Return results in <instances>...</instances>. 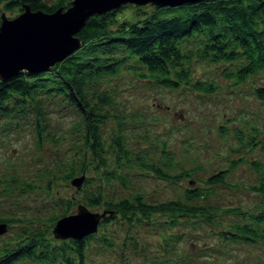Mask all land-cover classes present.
Segmentation results:
<instances>
[{
	"label": "trees",
	"instance_id": "obj_1",
	"mask_svg": "<svg viewBox=\"0 0 264 264\" xmlns=\"http://www.w3.org/2000/svg\"><path fill=\"white\" fill-rule=\"evenodd\" d=\"M69 1L0 0V15L7 12L16 15L22 3H27L31 10L52 12L58 7H67ZM147 5L151 12L145 11ZM76 36L80 39L79 47L47 70L36 74L19 71L9 79L0 80V128L15 124V119L23 115L38 142L41 138L51 142L57 131L52 123L54 106L62 105L63 113L77 116L80 126L75 128L80 130L82 148H79L83 149L79 165L86 173L79 174L81 182L74 185L76 189L83 185L76 202L78 207L86 209L101 207L98 226L108 224L112 228L110 236L99 235L97 231L80 239L66 238L57 245L50 242L53 239L46 238L40 227L27 226L32 221L26 217L0 213V223L5 224L6 230L12 225L23 226L21 233L12 239L0 241V264L22 263L32 257L50 261L58 257V252L68 264H97L104 260L106 252H113L116 243L142 251L146 256L137 235L131 234L144 228L163 232L157 264H192L199 258L213 257L226 261L228 252L233 251L225 254L224 251H208L210 247L205 249L208 245L201 249L205 251L180 250L185 228L192 229L189 236H196L200 223L218 225L223 230L220 235L225 244L239 241L264 244V199L252 208L224 209L223 212L231 216L226 225L201 201L212 194L213 185L228 184L227 173L239 161L229 159L226 166L192 182V166H180L183 160L195 162V156L186 148H182L179 156L167 145L166 138L161 141L157 154L148 155L145 146L128 151L122 133L123 118L114 110L120 94L113 81L126 73L137 81L162 88L175 89L185 84L195 94H208L214 90V82L202 76L203 70L193 76L188 68L191 59L198 58L211 64L223 63L224 77L232 84L244 82L264 71V0H201L162 7L123 4L90 16ZM194 44L196 49H190ZM253 89L257 97H264L261 87ZM223 126L217 127L222 139L225 137ZM104 129H107L106 135ZM259 133L253 121L244 119L242 126L234 128L236 143L228 150L247 148L250 151L258 147L255 136ZM102 135L110 140L108 145L113 149L115 162L124 160L134 167L139 179L175 185L179 194L156 200L151 198V190L127 188L126 176L114 168L104 154L108 147ZM72 168L71 163L64 168L67 177L72 174ZM109 177L122 185L120 192L108 189ZM249 188L264 196V179H260L258 186L250 184ZM64 203L68 201L63 199L61 204ZM57 219L54 215L46 218L51 225L49 229ZM116 227L122 230L121 237ZM52 237H55L53 233ZM99 248L104 254L99 253Z\"/></svg>",
	"mask_w": 264,
	"mask_h": 264
},
{
	"label": "rangeland",
	"instance_id": "obj_2",
	"mask_svg": "<svg viewBox=\"0 0 264 264\" xmlns=\"http://www.w3.org/2000/svg\"><path fill=\"white\" fill-rule=\"evenodd\" d=\"M145 11L151 12L149 5L145 6ZM14 13L7 12L6 15L11 18L15 16ZM189 48L196 49V44ZM224 66L223 63L211 64L203 59H191L188 68L193 76L199 70H203L202 76H206L207 80H212L215 84L214 90L208 94H195L186 88L185 84L175 89L162 88L153 83L137 81L135 77L126 73L114 78L113 81L120 94L114 110L123 118L122 133L128 151L131 148L134 151L137 146H145L148 155L157 154L161 141L166 138L167 145L179 156L182 148H186L188 153L195 156V162L183 160L180 166H192L190 178L192 182L196 181L197 177L204 178L226 166L229 159L236 158L239 161L227 173L228 184L213 185L212 194L201 199L205 206L211 208L212 214L218 215L219 221L226 225L231 216L224 213V209L232 206L252 208L264 199L260 192L249 188L250 184L258 186L260 179H264V146H259L264 145V97H257L253 89L256 86L264 90V71L254 74L240 84H232L231 80L224 77ZM64 111V106H54L52 123L57 131L51 142L45 141L44 138L38 142L32 126L23 115L18 116L12 126L0 128V213L26 217L32 221L27 226L40 227L44 230L46 238L53 239L50 242L57 245L62 242L61 240L67 239L53 238L52 229H49L51 225L47 224L46 218L52 215L59 218L64 214L70 215L78 211L76 199L80 197L83 185L76 189L71 183V177L86 173L79 165L83 149H80L82 148L80 130L75 126H80V119L63 113ZM244 119L253 121L260 130L259 135L255 136L258 147L250 151L247 148L238 151L228 150L236 143L234 128L242 126ZM222 125L225 135L223 139L217 131V127ZM102 131L105 134L107 129ZM105 135H102V138L107 144L108 152L105 151L104 154L109 163L126 176L127 188L133 187L138 191L151 190L153 196L151 198L156 200L179 194L175 185L137 178L134 167L127 165L124 160L112 164L116 163L115 157L113 149L108 145L110 140ZM84 151L86 153L87 148L84 147ZM251 161L257 164L256 167L249 163ZM70 163L73 167L72 174L67 177L64 168ZM83 167L85 169V165ZM103 172L104 170L101 171L102 174ZM108 179L111 181L108 189L114 193L120 192L122 185L118 180L111 177ZM86 183L88 185V179ZM63 199L68 203L62 205ZM88 210L99 213L101 207ZM22 228L23 226L19 225L10 226L0 234V241L12 239L21 233ZM111 229L108 224H101L100 227L97 226L95 232L110 236ZM198 230V235L189 236L192 229L185 228L180 244L181 251H205L201 249L208 245L205 248L210 247L208 251L233 253L228 252L229 257H226V261L214 257L206 260L199 258L192 264H264L263 243L239 241L236 244H225L221 241L220 235L223 230L218 225L200 223ZM116 232L121 237L122 230L116 227ZM131 234L137 235L146 256L142 251L127 249V246L116 243L113 252H106L101 262L157 264L158 258L161 257L158 244L163 232H152L144 228ZM195 241L197 243L194 244ZM98 251L104 254L100 248ZM61 256L58 252V257H53L50 261L47 259L40 261L32 257L17 264H68Z\"/></svg>",
	"mask_w": 264,
	"mask_h": 264
},
{
	"label": "water",
	"instance_id": "obj_3",
	"mask_svg": "<svg viewBox=\"0 0 264 264\" xmlns=\"http://www.w3.org/2000/svg\"><path fill=\"white\" fill-rule=\"evenodd\" d=\"M197 1L201 0H70L67 7L52 12L31 10L27 3H22L14 17L0 15V80L9 79L19 71L32 74L45 71L72 53L80 45L76 34L92 15L123 4L162 7ZM80 182L81 177L71 179L73 185ZM101 216L79 206L76 213L58 218L52 233L58 238L80 239L96 231ZM5 231V224L0 223V234Z\"/></svg>",
	"mask_w": 264,
	"mask_h": 264
}]
</instances>
